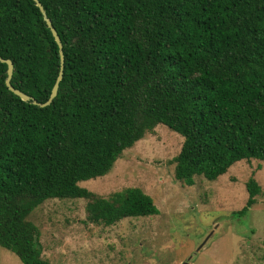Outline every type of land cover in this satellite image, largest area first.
Returning a JSON list of instances; mask_svg holds the SVG:
<instances>
[{"label": "trees", "instance_id": "trees-1", "mask_svg": "<svg viewBox=\"0 0 264 264\" xmlns=\"http://www.w3.org/2000/svg\"><path fill=\"white\" fill-rule=\"evenodd\" d=\"M39 1L65 56L52 105L10 92L0 62V247L23 264H51L28 220L48 200L86 199L105 227L160 214L139 188L103 198L80 186L159 125L184 139L174 162L187 186L264 162V0ZM0 57L16 89L49 100L60 49L34 0H0ZM246 187L241 216L263 193L253 177Z\"/></svg>", "mask_w": 264, "mask_h": 264}, {"label": "rangeland", "instance_id": "rangeland-1", "mask_svg": "<svg viewBox=\"0 0 264 264\" xmlns=\"http://www.w3.org/2000/svg\"><path fill=\"white\" fill-rule=\"evenodd\" d=\"M183 143L159 125L105 177L80 183L103 198L139 188L154 200L157 216L105 227L88 221L86 199L39 206L28 220L40 231L43 258L51 264H264V162H239L216 181L197 176L190 187L175 177ZM252 177L263 193L241 216ZM0 264L23 263L0 247Z\"/></svg>", "mask_w": 264, "mask_h": 264}, {"label": "water", "instance_id": "water-1", "mask_svg": "<svg viewBox=\"0 0 264 264\" xmlns=\"http://www.w3.org/2000/svg\"><path fill=\"white\" fill-rule=\"evenodd\" d=\"M34 2L36 3L37 7L41 10V12H42V14L44 16V20L46 21L48 28L51 30V32H52V34H53V36L55 38V41L58 44L59 49H60L61 70H60V74H59V76L57 78L56 84H55V86H54V88L52 90V93H51V96H50L49 100L47 102H45V103H39L38 101H36L32 97L28 96L27 94L23 93L19 89H16L12 85V79H13V75H14V64H13V62L11 60L3 59L2 57H0V62L8 65L6 86L8 87L10 92H12L16 96H18L24 102H32L36 106H39L41 108H46V107L52 105V103L54 102V100L58 96L60 83H61V81L63 79V76H64L65 56H64L63 43L61 41V38L58 35L57 30L54 28L52 21L48 18L47 13H46L43 5L41 4V2L39 0H34Z\"/></svg>", "mask_w": 264, "mask_h": 264}]
</instances>
